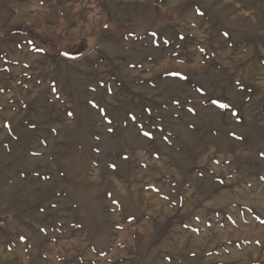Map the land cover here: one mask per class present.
Returning a JSON list of instances; mask_svg holds the SVG:
<instances>
[{
	"label": "rangeland",
	"instance_id": "obj_1",
	"mask_svg": "<svg viewBox=\"0 0 264 264\" xmlns=\"http://www.w3.org/2000/svg\"><path fill=\"white\" fill-rule=\"evenodd\" d=\"M0 264H264V0H0Z\"/></svg>",
	"mask_w": 264,
	"mask_h": 264
},
{
	"label": "trees",
	"instance_id": "obj_2",
	"mask_svg": "<svg viewBox=\"0 0 264 264\" xmlns=\"http://www.w3.org/2000/svg\"><path fill=\"white\" fill-rule=\"evenodd\" d=\"M86 51V45L83 40L74 41V45L71 47V51H61V56L68 60L79 59ZM60 55V54H59Z\"/></svg>",
	"mask_w": 264,
	"mask_h": 264
},
{
	"label": "snow or ice",
	"instance_id": "obj_3",
	"mask_svg": "<svg viewBox=\"0 0 264 264\" xmlns=\"http://www.w3.org/2000/svg\"><path fill=\"white\" fill-rule=\"evenodd\" d=\"M214 103H216V102L214 101ZM219 107H221V108H226V107H227V105L220 104V105H219ZM145 135H147V133H145Z\"/></svg>",
	"mask_w": 264,
	"mask_h": 264
}]
</instances>
